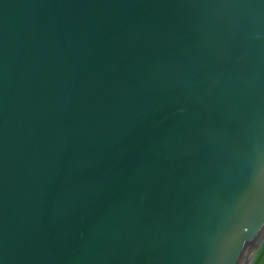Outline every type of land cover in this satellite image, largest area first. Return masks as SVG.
<instances>
[{
	"label": "water",
	"instance_id": "1",
	"mask_svg": "<svg viewBox=\"0 0 264 264\" xmlns=\"http://www.w3.org/2000/svg\"><path fill=\"white\" fill-rule=\"evenodd\" d=\"M263 238L264 0H0V264Z\"/></svg>",
	"mask_w": 264,
	"mask_h": 264
},
{
	"label": "rangeland",
	"instance_id": "2",
	"mask_svg": "<svg viewBox=\"0 0 264 264\" xmlns=\"http://www.w3.org/2000/svg\"><path fill=\"white\" fill-rule=\"evenodd\" d=\"M262 244H263V245H262ZM262 247L264 248V238L262 239L261 243L259 244V247H258L257 250L255 251L254 255L250 258V260H251L250 264H256L259 258H264V255H263L264 249H263V251L260 253L259 258L255 261V259H256V257H255V256H256V253H257L258 250H259L260 248H262Z\"/></svg>",
	"mask_w": 264,
	"mask_h": 264
},
{
	"label": "trees",
	"instance_id": "3",
	"mask_svg": "<svg viewBox=\"0 0 264 264\" xmlns=\"http://www.w3.org/2000/svg\"><path fill=\"white\" fill-rule=\"evenodd\" d=\"M263 249H264L263 247L260 248L259 251L256 253V256H255L256 259H255V261L259 258L260 253L263 251ZM263 255H264V252H263ZM256 264H264V258H259Z\"/></svg>",
	"mask_w": 264,
	"mask_h": 264
},
{
	"label": "bare ground",
	"instance_id": "4",
	"mask_svg": "<svg viewBox=\"0 0 264 264\" xmlns=\"http://www.w3.org/2000/svg\"><path fill=\"white\" fill-rule=\"evenodd\" d=\"M263 245V244H262ZM259 251V250H258ZM251 260H249V262L247 264H250Z\"/></svg>",
	"mask_w": 264,
	"mask_h": 264
}]
</instances>
